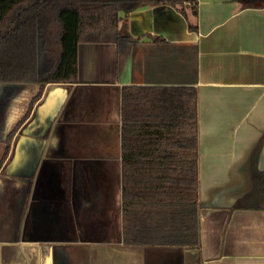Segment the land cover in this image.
<instances>
[{"label":"crops","instance_id":"0c3cea01","mask_svg":"<svg viewBox=\"0 0 264 264\" xmlns=\"http://www.w3.org/2000/svg\"><path fill=\"white\" fill-rule=\"evenodd\" d=\"M196 11L120 10L123 51L79 43L76 81L45 85L6 154L38 85L2 123L0 264H264V0H197ZM176 85L196 92L199 242L127 245L122 89Z\"/></svg>","mask_w":264,"mask_h":264},{"label":"trees","instance_id":"16d2710c","mask_svg":"<svg viewBox=\"0 0 264 264\" xmlns=\"http://www.w3.org/2000/svg\"><path fill=\"white\" fill-rule=\"evenodd\" d=\"M160 4L183 15L186 9L197 13V0H0V89L3 84L38 85L25 114L6 136L5 154L45 85L76 81L79 43L113 42L121 52L131 39L118 31L120 10ZM154 41L167 44L161 37ZM193 65L195 73V61ZM121 116L124 244L195 246L199 217L194 87H123ZM252 196L245 195L240 205H249Z\"/></svg>","mask_w":264,"mask_h":264},{"label":"rangeland","instance_id":"374dc122","mask_svg":"<svg viewBox=\"0 0 264 264\" xmlns=\"http://www.w3.org/2000/svg\"><path fill=\"white\" fill-rule=\"evenodd\" d=\"M43 65V64H42ZM45 68L44 65L41 67ZM35 84H3L0 96V127L4 121L24 113L27 100L33 96ZM3 141V137L1 138ZM3 143V142H0Z\"/></svg>","mask_w":264,"mask_h":264},{"label":"water","instance_id":"95a60500","mask_svg":"<svg viewBox=\"0 0 264 264\" xmlns=\"http://www.w3.org/2000/svg\"><path fill=\"white\" fill-rule=\"evenodd\" d=\"M1 88H2V86H1ZM1 92H2V89H0V96H1Z\"/></svg>","mask_w":264,"mask_h":264}]
</instances>
